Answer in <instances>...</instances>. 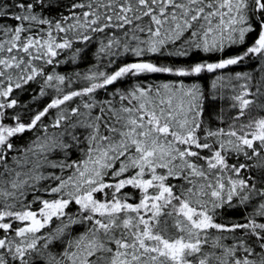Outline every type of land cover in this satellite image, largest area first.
<instances>
[{
    "label": "snow or ice",
    "instance_id": "6c2138e0",
    "mask_svg": "<svg viewBox=\"0 0 264 264\" xmlns=\"http://www.w3.org/2000/svg\"><path fill=\"white\" fill-rule=\"evenodd\" d=\"M0 264H264V0H0Z\"/></svg>",
    "mask_w": 264,
    "mask_h": 264
},
{
    "label": "trees",
    "instance_id": "16d2710c",
    "mask_svg": "<svg viewBox=\"0 0 264 264\" xmlns=\"http://www.w3.org/2000/svg\"><path fill=\"white\" fill-rule=\"evenodd\" d=\"M81 67H83V65H81ZM61 70H62V71H71L72 68H71V66L69 65V66L63 67Z\"/></svg>",
    "mask_w": 264,
    "mask_h": 264
}]
</instances>
